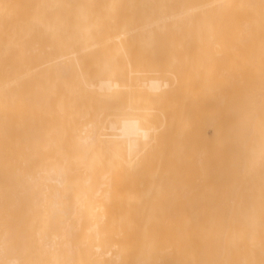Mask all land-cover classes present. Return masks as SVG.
<instances>
[{
	"label": "bare ground",
	"instance_id": "1",
	"mask_svg": "<svg viewBox=\"0 0 264 264\" xmlns=\"http://www.w3.org/2000/svg\"><path fill=\"white\" fill-rule=\"evenodd\" d=\"M7 264H264V0H0Z\"/></svg>",
	"mask_w": 264,
	"mask_h": 264
},
{
	"label": "rangeland",
	"instance_id": "2",
	"mask_svg": "<svg viewBox=\"0 0 264 264\" xmlns=\"http://www.w3.org/2000/svg\"><path fill=\"white\" fill-rule=\"evenodd\" d=\"M0 264H7L4 259V255H0Z\"/></svg>",
	"mask_w": 264,
	"mask_h": 264
}]
</instances>
